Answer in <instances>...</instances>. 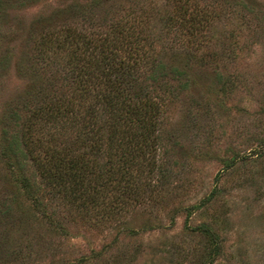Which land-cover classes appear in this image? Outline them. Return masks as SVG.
Wrapping results in <instances>:
<instances>
[{"label": "rangeland", "instance_id": "374dc122", "mask_svg": "<svg viewBox=\"0 0 264 264\" xmlns=\"http://www.w3.org/2000/svg\"><path fill=\"white\" fill-rule=\"evenodd\" d=\"M190 8L209 13L196 37L170 24L172 0H0V137L4 114L26 92L43 84L73 91L67 49L38 51L47 32L103 31L121 15L141 16L154 55L188 67L187 88L164 89L156 158L131 169L147 184L142 199L121 205L115 181L97 207L47 197L54 226L18 200L16 217L0 220V264H264V0H192ZM194 49L205 62L186 58ZM41 131L61 145L78 127Z\"/></svg>", "mask_w": 264, "mask_h": 264}, {"label": "trees", "instance_id": "16d2710c", "mask_svg": "<svg viewBox=\"0 0 264 264\" xmlns=\"http://www.w3.org/2000/svg\"><path fill=\"white\" fill-rule=\"evenodd\" d=\"M172 1L178 9L169 17L170 24L177 20L192 36L199 34L208 22L203 17L208 13L205 8L194 15L192 0ZM244 8L256 16L251 6ZM74 9L81 8L70 12H77ZM86 15V10L79 14L84 20ZM127 16L113 19L103 31L64 26L63 31L47 32L40 38L37 48L43 57L52 46L69 52L66 72L73 91H56L54 85L43 84L26 92L4 114L0 220L12 221L18 213V200H24L30 202V210L41 214L43 222L54 226L47 197L69 202L79 210L97 207L104 202V189L112 181L122 198L142 199L140 187L147 184L139 185L141 177H134L131 169L156 158L153 152L161 145L157 131L162 100L167 90L173 96L176 89L187 88L182 81L188 67L176 64L173 55L168 60L157 58L159 52L154 55L151 49L157 42L146 30L147 19ZM196 51L185 53L186 58L202 63L204 59ZM63 123L78 127L73 140L61 145L53 137L43 141L41 130ZM9 186L14 192L7 191ZM124 202L123 198L121 205ZM201 229L215 234L207 226Z\"/></svg>", "mask_w": 264, "mask_h": 264}]
</instances>
